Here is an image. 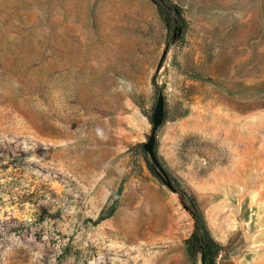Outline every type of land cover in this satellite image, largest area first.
<instances>
[{"label": "rangeland", "instance_id": "1", "mask_svg": "<svg viewBox=\"0 0 264 264\" xmlns=\"http://www.w3.org/2000/svg\"><path fill=\"white\" fill-rule=\"evenodd\" d=\"M0 0V264H264V0ZM113 209L111 216L95 223Z\"/></svg>", "mask_w": 264, "mask_h": 264}, {"label": "trees", "instance_id": "2", "mask_svg": "<svg viewBox=\"0 0 264 264\" xmlns=\"http://www.w3.org/2000/svg\"><path fill=\"white\" fill-rule=\"evenodd\" d=\"M152 1L156 4L165 22L168 35L180 32L186 24L182 6L174 0ZM148 164L154 174L160 178V176L156 173L151 160H148ZM167 174L173 183L174 191L179 194L182 203L188 206V210L194 218V228L190 235L185 239L188 255L190 257H195L200 254L202 264H214L215 257L221 249L220 244L214 239L208 229L197 200L182 185H180L178 181L173 180L168 172ZM112 212L113 209L107 214L100 215L98 219H96L95 223L97 224L103 219L111 216Z\"/></svg>", "mask_w": 264, "mask_h": 264}, {"label": "water", "instance_id": "3", "mask_svg": "<svg viewBox=\"0 0 264 264\" xmlns=\"http://www.w3.org/2000/svg\"><path fill=\"white\" fill-rule=\"evenodd\" d=\"M165 116V108H164V96L160 92L157 97V101L153 110L152 114V127L150 135L148 139L143 142V149L148 153L150 160L152 161L156 173L160 176V179L167 185L170 189L174 191V186L171 180L168 177L167 172L164 170L163 166L161 165L159 158L156 154L155 144H156V131L158 127L163 123ZM183 207L188 209V206L184 203Z\"/></svg>", "mask_w": 264, "mask_h": 264}]
</instances>
